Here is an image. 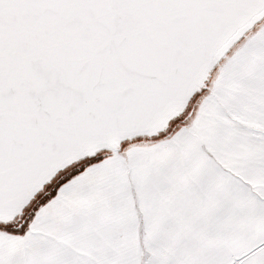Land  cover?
<instances>
[{
  "label": "snow or ice",
  "instance_id": "6c2138e0",
  "mask_svg": "<svg viewBox=\"0 0 264 264\" xmlns=\"http://www.w3.org/2000/svg\"><path fill=\"white\" fill-rule=\"evenodd\" d=\"M0 264H264V0H0Z\"/></svg>",
  "mask_w": 264,
  "mask_h": 264
}]
</instances>
